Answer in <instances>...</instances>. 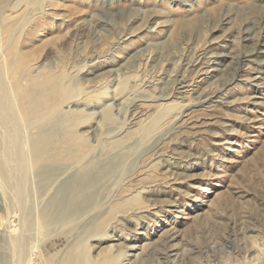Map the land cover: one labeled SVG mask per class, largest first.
I'll return each instance as SVG.
<instances>
[{"label": "rangeland", "instance_id": "obj_1", "mask_svg": "<svg viewBox=\"0 0 264 264\" xmlns=\"http://www.w3.org/2000/svg\"><path fill=\"white\" fill-rule=\"evenodd\" d=\"M55 75L82 92L101 85L108 92L112 79L129 75L127 89L146 81L148 96L130 107L131 129L156 115L168 92L190 104L158 139L161 160L132 187H144L140 198L151 206L140 216L143 227L123 221L109 232L115 236L89 240L92 258L126 250L128 264L264 260V0H0V119L12 124V101L19 134L27 136L36 87ZM175 77L183 86L173 83ZM105 92L91 101L105 100ZM87 103L71 108L83 115ZM126 110L115 115L112 132L127 122ZM107 127L90 123L72 130L96 146ZM152 158V150L140 152L137 165ZM13 198L14 209L6 208L0 188V238H19L0 245V255L7 254L9 264H59L62 247L49 250L53 259L45 262L39 247L31 249L32 238L22 245L33 203L21 207L23 196Z\"/></svg>", "mask_w": 264, "mask_h": 264}, {"label": "bare ground", "instance_id": "obj_2", "mask_svg": "<svg viewBox=\"0 0 264 264\" xmlns=\"http://www.w3.org/2000/svg\"><path fill=\"white\" fill-rule=\"evenodd\" d=\"M15 57L10 58L13 67L16 66ZM76 73L72 79L75 82ZM129 77L130 75L125 79H112L114 87L108 92L103 91V85L82 92L63 85L60 75L51 76L36 87L39 100L34 108V121L26 125L31 128L27 136L19 134L20 118L16 115L17 109L12 101V124L6 123L3 117L0 119V188L3 192V205L14 209L15 202L10 205V200L13 197L19 199L18 196L21 195L23 198L18 205L25 206L27 200L33 203L28 206L25 216L22 215L25 226L22 225L24 229L20 232V235L23 234L22 245L28 247L27 243L32 238L36 242H30L31 249L35 247L37 250L39 247L42 255L39 256L45 262L53 259L49 250L62 247L64 257L59 264H128L130 254L126 250L116 253L108 250L92 258L88 242L104 238V235L115 236L112 232L121 225L119 222L129 221L133 224L135 221L134 227H143L140 216L149 211L151 206H144L140 198L144 187H132L140 181L139 175L145 171L152 172L156 162L161 160V154L156 149L158 139L166 138L178 117L190 105L181 100L174 101L178 99L174 90L165 92V96L161 97L163 102L160 111L153 116L147 115L139 125L131 129L134 126L131 124L134 116L130 107L135 98L146 99L148 86L144 81L141 84L133 83L127 89ZM179 79L180 77H175L173 83L183 84ZM14 87L18 93L17 80L14 81ZM172 88L174 87L171 86L169 91ZM103 92L105 100L91 101L92 97ZM80 95L79 100L77 96ZM172 97L175 98L171 99ZM65 98L66 108L59 109L61 99ZM81 100L88 102L83 115H79L81 109L71 108V103L78 101L81 104ZM200 101L199 98L198 102ZM126 105V113H129L127 122L112 132L115 115L124 111ZM90 123L108 125L102 135L97 137L96 146L89 143L82 134L72 130ZM8 124L10 127L6 128ZM25 140L27 147L23 149ZM148 149L153 152L152 161L157 160L138 166L140 152ZM24 196L28 197L24 199ZM64 224L66 225L63 226ZM59 226L62 227L61 230L54 234L55 228ZM110 231L112 232L109 234ZM8 237L0 238L1 247H9L19 239L15 238L18 236H14L15 240ZM63 237L70 239L69 243L65 240L67 244H60ZM2 256L5 257L1 258ZM2 256L0 255V262L9 264L7 254ZM254 260L250 264H264L259 255Z\"/></svg>", "mask_w": 264, "mask_h": 264}]
</instances>
